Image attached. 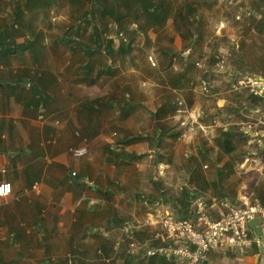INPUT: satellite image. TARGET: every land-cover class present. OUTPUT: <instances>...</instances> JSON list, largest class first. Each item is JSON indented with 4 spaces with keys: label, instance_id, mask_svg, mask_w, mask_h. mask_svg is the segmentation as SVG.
<instances>
[{
    "label": "crops",
    "instance_id": "0c3cea01",
    "mask_svg": "<svg viewBox=\"0 0 264 264\" xmlns=\"http://www.w3.org/2000/svg\"><path fill=\"white\" fill-rule=\"evenodd\" d=\"M5 13L3 11L0 18L7 19ZM255 16L249 36L255 37L251 42L257 48H252L243 61L260 64L253 70L247 69V85L254 81L256 89L264 91V71L260 74V68L264 69V23H261L264 11L261 16L255 12ZM0 27L7 34L0 40L3 53L7 52L0 54V162L2 159L10 162L7 174L0 171V183L7 181L12 185V194L0 199V264H182L166 256L143 259L137 254L133 257L127 254L126 238L133 237V232H138L135 240H150L145 229L155 233L160 230L166 212L175 217L170 206H174V202L160 198L153 188L147 195L158 197L156 204L144 201L140 197L145 196L143 194L131 193L135 191L136 181L128 176L127 169L144 155L137 144L132 145L136 137L148 138L152 144L162 138L164 146L166 133L167 148L163 150L161 146L159 152L165 158L163 167L171 170L180 152L176 154L174 146H169L175 141L168 137H176L184 130L169 135L172 127L162 126L152 137L141 136L139 126L136 129L140 134L135 136L114 131L129 127L133 106L136 111L148 98L142 88L145 84H137V79L123 82L121 72L116 76L114 71L108 75L95 72L89 77V71H75L74 66L64 69L56 64L61 61L58 55L35 57L29 46L16 49L15 45L25 46L31 42L27 28L21 31L13 22H1ZM79 44L93 47L82 40ZM64 57L67 63L73 62L70 55ZM108 78L111 80L107 81ZM112 83L114 87L126 88L116 91ZM167 88L171 89V85ZM128 100H131L129 104ZM114 119L117 122L113 124ZM215 120L218 122L217 117ZM245 140L251 159L264 162V143L251 137ZM189 143L186 139L183 144L189 148ZM85 146L91 158L75 159L71 150ZM237 150L239 145L230 149L232 153ZM114 156L123 162L113 161ZM73 172L80 178H93L97 189L73 177ZM135 172L138 177V170ZM229 173L231 176L234 168L227 169L225 176ZM263 175L264 169L259 176ZM260 180L258 177L255 183L248 185L239 178L242 185L236 183L228 190L244 196L246 190H250V194ZM127 193L128 199L125 198ZM246 201L244 197V205ZM229 206L236 208L225 198L220 203L207 204L208 213L213 219H221L229 212ZM117 221L118 224L114 223ZM128 223L133 226L129 237L123 232ZM252 224V236L262 241V247L254 245L242 254L232 248L225 237L202 264H264V224L256 220Z\"/></svg>",
    "mask_w": 264,
    "mask_h": 264
},
{
    "label": "rangeland",
    "instance_id": "374dc122",
    "mask_svg": "<svg viewBox=\"0 0 264 264\" xmlns=\"http://www.w3.org/2000/svg\"><path fill=\"white\" fill-rule=\"evenodd\" d=\"M190 1L192 4L199 5L201 7L200 10L202 11L200 13L203 18V28L202 36L199 37L200 39L197 43L198 46L189 58L191 67L185 79H181L182 77H179L178 75V72L182 71V62L180 63L178 59L177 60L179 62L174 60L171 68H168L172 62L170 61V58L167 60L164 55H161V53L157 52L159 50L158 46L161 42L168 47L170 46V50L182 48L179 40L171 44L168 40L169 36H167V34H163L162 40L159 41L156 40L155 34L151 33L150 37L152 39H150V41L153 43L152 50L146 51L144 48V50L141 51L143 55L145 53L144 63L146 66H143L142 64L143 56L138 58V52L136 50L137 53H133L132 56L128 57L129 61L126 64H122L118 61L116 64H114L112 70L114 71L115 76L118 75L116 71L121 72V81L123 82H133L134 79H137V84H145L144 87L141 85L140 86L148 93V98L143 101V104H140L136 107V111L133 106L134 111L131 113L129 119V127L123 131L117 129H114V131L128 134V136H135L140 134L136 129V127L139 126L142 132L140 134L141 136L149 135L152 137V135L155 136L157 134L158 128H161L162 126L172 127L173 130L170 131L169 135L173 132H178L179 130L181 131V129L184 130L183 133L179 132L181 137H178L177 139L176 137H168V139L175 141L174 145L170 144L169 146H174L176 154L180 152L179 157H175L176 160L171 166L172 172L170 169L168 171L166 167H163V161H161L156 155L154 156L153 152L155 150V145L150 143L148 138L136 137L134 139L136 141L132 145L137 144V146L142 149L140 151L143 152L144 155L134 160V165L127 169L128 176L136 181V184H133L135 186V191L131 193L137 192L139 195L143 194L145 196L148 193H151L150 191L154 183L152 182V177L156 179L158 174L160 180H162L161 188L163 190L161 193H157L158 195H163L164 198L170 199V201L173 203L185 188L191 193V201L194 207V201L198 196H204L203 198L205 202L206 200L208 201L207 204L214 202L220 203L223 199H225H221L220 193H222V190L219 191L217 189V183L215 184L217 174L214 169H216L217 163L225 164L230 162L232 169L234 168V173L231 174V176H229L230 173L226 174L229 177L225 176L222 183L226 188L229 189V186L232 187L233 185H236V183H238L239 186L242 185V183L238 182L239 178H241V181H246L248 185L255 183L256 178L258 177H261V180L264 181V175L263 177L259 176L260 171L264 169V162L259 160L253 161L254 159H251V156L248 155L246 150L248 149L249 144H245L246 140L243 138L240 140L239 138H236L234 142L236 145H239V150L234 151L232 154H226L224 152L222 146L224 141L222 126L223 128L228 127V129H232L235 126L238 128L242 126L243 129L247 128L246 124H241L243 123V120L241 119L240 114L238 115L234 108H231V106L241 104V101L243 100L238 99V97L235 96L236 92L231 91L230 88L223 85L227 84L226 78L228 76L226 74L223 75V78L221 77V79L219 78L217 80L216 85L220 86V91L207 95L201 86L198 85V80L201 76V67L196 66L197 62L200 63L202 61L201 63L204 64L202 58L205 53H208L209 51L208 44L217 43L222 53L219 55V57L223 58V56L227 54L230 57L231 62L233 61V57H231V55H235V49H239L243 43H247L246 48H244L245 57L249 55L248 52L252 51V48H257L254 46L255 43L251 42L255 39V37L249 36V29L252 25H254L256 16L253 17V19H250L248 22L243 16V14H245L250 8L248 3L249 0ZM228 2H231L232 4L230 5ZM179 3L180 2H177L178 5ZM65 9L72 8H70L69 5H66V7H63L62 11L59 10L49 13L50 15L47 16L48 20H50V18L51 20H54L55 18V20L59 22L61 19H63L66 21V23H68L72 14L67 12ZM41 14L42 11L40 12L39 16ZM25 17L26 19H29V11L26 12ZM37 20L40 22L42 21V19L39 17ZM261 23L264 22L261 21ZM136 26L138 27L137 24L134 25V27ZM57 27L58 25L56 24V21H54L51 26L45 24V26L39 25L36 27V32L43 36L42 40L44 47L49 48V46L54 45L53 40L57 35ZM115 38L116 43L119 44L120 41H125L124 38H126V36ZM143 40L144 35L137 34L134 43L135 47ZM12 48L14 47L12 46ZM5 53L7 52L5 51ZM5 53L0 50V54ZM64 56V54L59 53L58 57L61 58V61L56 62V64H61L64 69H69L71 66H74L75 71H80V68H75V64L73 62L67 63L65 61L66 57ZM147 57H153L156 59V67H152L148 64L146 60ZM240 60L244 59L240 57L237 58L235 62ZM248 61L250 63L246 62L248 66H246V69L253 70L252 68L260 66L258 62L254 63L253 61ZM224 64L225 65L223 67L224 69H222V72L226 71L232 75H234V73L237 74L239 72L238 70L241 68V66L235 68L226 62ZM142 69H147L151 77L143 76L142 78H139L138 75L141 73ZM185 70H187L186 67ZM260 71H262L260 72V74H262L264 69L260 68ZM244 76L245 73L242 72L241 81L247 85V78ZM110 80V78L107 79V81ZM121 81H115V83H119ZM165 83L168 85H164ZM169 84L171 85V89L167 88ZM112 85L114 87V83H112ZM114 88L116 91L119 90L121 92L126 87L119 88L118 86H115ZM248 90L249 88H243L240 92H248ZM243 103L245 105L250 104V101L245 100ZM161 104H164L166 107L169 106L170 108L166 111L167 113H172V115L169 114V116L161 117ZM221 110L223 111L222 114L218 115V112ZM216 117L218 118V122L215 120ZM115 122H117L116 119H114L113 124ZM219 123L221 125H219ZM260 127L261 124H259V128ZM118 136L119 135L116 137L113 136V138H117ZM163 138L164 146H162V149L165 150L167 148L166 144H168L166 133ZM186 139L190 140V143L187 144L190 145L189 148H186L183 144L185 143ZM119 147H121V145H119ZM121 148L128 150V148L125 147ZM200 149H204V152H202ZM118 154L119 153L117 152V155ZM85 158H91L90 150L89 155ZM112 159L113 161L123 162L115 156ZM136 170H138V177H136ZM249 192L250 190H246L244 196L243 194H240V200L243 201V198L245 197L247 200L246 202H252ZM127 197L128 193L125 195V198ZM170 206L173 210V206ZM230 209L232 208L229 206L227 210Z\"/></svg>",
    "mask_w": 264,
    "mask_h": 264
},
{
    "label": "trees",
    "instance_id": "16d2710c",
    "mask_svg": "<svg viewBox=\"0 0 264 264\" xmlns=\"http://www.w3.org/2000/svg\"><path fill=\"white\" fill-rule=\"evenodd\" d=\"M177 2H180L179 5ZM228 3L230 5L232 4L231 2ZM248 3L250 8L243 14L247 22L255 17V12L261 15L264 11V0H249ZM66 5L72 8L65 9L72 14L68 23L63 19L59 22L55 20V18L54 20H51V18L48 20L47 16L50 15L49 13L59 10L62 11L63 7H66ZM200 9L201 7L199 5L192 4L190 0H0V15L5 11L7 18L5 20L0 18V23L13 22L18 26L19 30L22 31L25 27L30 31L32 37L31 42H27L25 46L23 44L16 45V49L23 50L29 46L32 50V55L35 57L46 54L58 55L59 53L65 56L70 55L73 62L77 64V68H80L83 72L89 71V77H91L94 72H97L98 75H108L109 72H113L112 69L114 64L118 61L122 64H126L129 61L128 57L137 52L138 58L143 56L142 64L146 66L144 63L145 53L143 55L141 51H143L144 48L146 51L152 50L153 43L150 41V39H152L150 37L151 33H154L156 40L159 41L162 40L163 34H167L171 44L179 40L182 48L170 50V46L168 47L161 42L157 52L164 55L167 60L170 58L172 62L168 68H171L174 60H179L180 63L182 62V71L178 72V75L182 77L181 79H185L191 67L189 58L198 46L199 37L202 36L203 18L200 13L202 10ZM27 11L30 12L29 19L25 17ZM41 11L42 14L39 16ZM38 17L42 19L41 22L37 20ZM54 21H56L59 31L56 29L57 35L53 40L54 45L46 48L43 46V36L36 32V27L39 25L45 26V24L51 26ZM135 24H137L138 27H134ZM1 28L2 27H0V40H3L7 34L1 31ZM137 34L144 35V40L139 42L140 44L135 47L134 43ZM120 36H126V38H124L125 41H120V43L117 44L115 37L119 38ZM80 40L93 45V47H81L79 44ZM246 46L247 43H243L239 49H235V55H231V57H233V63L226 54L225 62L227 64L235 68L241 66L237 74L234 73V75H230V73H226L232 82L241 81L242 72L245 73V78L248 77L246 73L247 69H245L247 64L243 60L235 62L237 58L244 57V48H246ZM3 48L4 47L0 46V50ZM208 48V53H205L206 56L204 55L202 58L204 64L201 63L202 61L196 64V66L201 67V76L198 80V85L202 88L203 84L208 83L213 88L215 87L216 91L210 89V91L206 93L207 95L218 92L220 86L216 85L217 80L219 78L221 79V77L223 78L222 74L214 70L215 66L220 63L219 55L221 50L217 43L208 44ZM146 60L150 65L148 57ZM185 67L187 70H185ZM138 76L139 78L143 76L151 77L147 69H142ZM223 85L230 88L231 91L236 92L235 96L243 100L241 104L231 106L238 115L240 114L241 119L246 122H250V118L254 119V121L246 125L253 126V122L257 123L260 119V114L264 113V96L254 95L249 85L245 87L247 89L249 88L248 92H240L242 89L233 90L228 84ZM245 100H249L250 104L245 105L243 103ZM130 102L131 100L127 101L128 104ZM169 108V106L166 107L164 104L161 105V117L169 116V114L172 115V113H167L166 111ZM220 113H218V115ZM260 128H262V125ZM222 130L224 137L222 146L226 154H232L230 149L236 145V143H234L236 138H248L243 132L242 126L232 129H228L227 127ZM180 136L181 135H177L176 139ZM158 142H154L155 150L153 154L161 161H164L165 159L159 152L162 146V138H160ZM200 150L204 152V149ZM123 155L130 159L132 157V155ZM130 159L127 160L130 161ZM131 161H133V159ZM229 168H231L230 162L225 164L217 163L216 169H214L217 174V189L219 191L222 190L221 195L223 198H227L232 206L238 208L243 207L244 205L240 200L239 194H233L231 190H228V188L222 184L225 172ZM152 182H154L152 186L153 191L161 193V191H163L161 188L162 180H160L158 174L156 179L152 177ZM249 195L251 196L252 202L258 201L264 206V184H262L261 181L257 187L252 189ZM140 197L151 204L159 202L158 197H155L154 194ZM161 197H163V195H160V198ZM193 208L191 193L188 189L184 188L180 196L174 201L173 210L175 212V218L178 217L194 221L195 209ZM114 223L118 224V221ZM145 230L149 232L147 236H150L151 238L149 239L151 240L155 232L149 231L148 228ZM133 233H135V235H132L133 237L130 236L126 238L128 243L135 240L137 237L138 232L137 234L136 232Z\"/></svg>",
    "mask_w": 264,
    "mask_h": 264
},
{
    "label": "built area",
    "instance_id": "2783aa9c",
    "mask_svg": "<svg viewBox=\"0 0 264 264\" xmlns=\"http://www.w3.org/2000/svg\"><path fill=\"white\" fill-rule=\"evenodd\" d=\"M150 65L156 67V59L148 58ZM219 64L214 70L219 74L224 69V56L219 57ZM218 67V68H217ZM231 75V74H230ZM227 84L233 90L243 89L249 85L254 95L264 96V91L256 89V83L250 81L245 85L243 81L232 82L229 77L226 78ZM202 89L205 93L215 90L208 83L203 84ZM259 124L262 128H259ZM259 124L247 126L243 132L256 142L264 143V113L260 114ZM75 159H83L89 155L88 147H77L71 150ZM10 162L2 159L0 162V171L5 175L9 172ZM73 177L81 179L88 186L97 189V185L89 176L79 177L76 172ZM12 194V185L7 182L0 183V199L7 198ZM195 219L190 221L182 218H175L169 212H166L161 221V229L158 230L152 240H133L127 246V254L131 257L136 254L149 259L155 256H166L182 264H202L209 259L210 253L216 250L221 241L226 237L229 245L240 253L247 252L254 245L262 247V241L257 236H252V221L264 224V206L258 201L246 202L244 207H236L229 210L226 216L221 219H213L207 208L204 198L198 196L194 201ZM131 223L125 224L123 232L129 237L132 233Z\"/></svg>",
    "mask_w": 264,
    "mask_h": 264
},
{
    "label": "water",
    "instance_id": "95a60500",
    "mask_svg": "<svg viewBox=\"0 0 264 264\" xmlns=\"http://www.w3.org/2000/svg\"><path fill=\"white\" fill-rule=\"evenodd\" d=\"M256 223V222H255ZM253 225V224H252Z\"/></svg>",
    "mask_w": 264,
    "mask_h": 264
}]
</instances>
